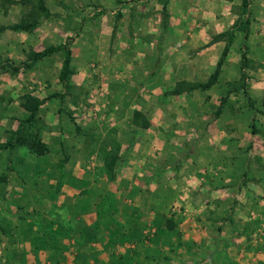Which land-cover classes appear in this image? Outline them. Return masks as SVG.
I'll use <instances>...</instances> for the list:
<instances>
[{"label": "rangeland", "instance_id": "1", "mask_svg": "<svg viewBox=\"0 0 264 264\" xmlns=\"http://www.w3.org/2000/svg\"><path fill=\"white\" fill-rule=\"evenodd\" d=\"M17 2L0 0V26L31 20V8ZM44 3L48 16L36 12L33 30L0 33V43L13 46L11 63L0 49V176H7L0 182V264H20L13 258L19 250L29 264L33 253L30 238L21 233L14 241L9 227L14 237L22 227L28 236L35 221L43 228L54 216L87 219V203L93 208L111 183L149 219L155 205L164 207L175 221V261L264 263V0L249 6L247 93L230 96L220 114L226 83L240 77L242 40L239 33L216 38L246 17L241 0ZM68 40V90L58 81L62 53L22 65L30 52ZM225 48L218 85L169 93L179 82L205 83ZM53 94L61 97L27 123L33 103ZM18 130L39 134L48 153L1 151ZM36 255L49 264L44 252Z\"/></svg>", "mask_w": 264, "mask_h": 264}, {"label": "trees", "instance_id": "2", "mask_svg": "<svg viewBox=\"0 0 264 264\" xmlns=\"http://www.w3.org/2000/svg\"><path fill=\"white\" fill-rule=\"evenodd\" d=\"M20 5L31 8L28 11L26 18H31V20L22 19L20 22L12 24L7 27L0 26V33L9 29L12 31H25L29 32L37 26V13H42L46 17L48 16V10L46 9L44 0H18ZM251 0H241V6L243 9V14L246 16L244 19L238 21L233 28L227 33L223 34L228 36V40L232 41L236 37V33H239L242 43L240 55V77L237 80L227 82V90L225 95L220 97L219 104L217 107V113L226 107L227 101L232 95L238 93L246 95V80L248 77L244 74V69L247 67V46L249 31H250V20H249V6ZM71 42L68 40L63 45L49 46L46 49L39 52H30L27 55L23 66L31 67L38 61L49 57L55 53H62L63 60L61 64V69L58 76V81L61 83L62 88L68 90L70 88L69 79L73 74L71 70V60L72 51L70 48ZM228 48H225L222 58L217 62L215 71L208 78L205 83H188L179 82L176 87L169 91L171 95H180L182 93H189L193 91H207L212 87L218 85L220 76V67L223 63V57L225 56ZM19 68H14V71H19ZM61 97V95L53 94L49 95L44 99L38 100L33 103L30 110L29 117L27 118V123H31L35 120L37 112L42 108L46 102L51 99ZM140 113L134 112L133 122L137 121ZM255 125L250 124L251 132H256ZM17 148H24L27 150L28 154L35 155L37 157L44 156L48 153V148L39 134H33L25 136L22 130H18L12 139L8 140L1 148V151H13ZM7 176L1 175L0 182H5ZM82 195L86 196V193ZM99 194V195H98ZM96 195L95 203L93 208L89 205L85 207L87 213L94 214V219L91 221H77L73 222L68 220L63 222L59 216L52 217L50 224L43 228H39V225L35 221L34 224H30L29 234L31 240V245L33 248V253H31V259L33 258L32 264H40L36 258V253L44 252L45 262L49 264H62L65 263L66 257L65 252L73 254L72 264H90L91 262L98 264H149L154 261H166L168 264L181 263L180 260H174L172 257L177 253L176 244L173 241L174 236L177 235L175 231V221L166 217L164 212V207L160 205H155L154 216L149 219L142 212V206L139 207L134 203H127L125 197L110 196L108 192H99ZM86 206V205H85ZM22 208H20L21 210ZM30 220V219H29ZM32 221V220H31ZM9 233L11 238L19 237L22 233L26 237V230L22 227L17 231L18 236L14 237V232L9 227ZM154 230L152 233L149 231ZM146 231V232H145ZM23 238V237H22ZM24 242H27L24 240ZM68 242V244H65ZM129 244V248L126 253L112 256L111 254L105 258L99 260L102 250H98L94 245L103 246L104 250H110L118 244ZM13 256L14 260L27 261L26 252L24 250H19ZM173 255V256H172ZM20 264H25L21 263ZM172 262V263H171ZM195 264V263H189Z\"/></svg>", "mask_w": 264, "mask_h": 264}, {"label": "crops", "instance_id": "3", "mask_svg": "<svg viewBox=\"0 0 264 264\" xmlns=\"http://www.w3.org/2000/svg\"><path fill=\"white\" fill-rule=\"evenodd\" d=\"M117 1H119V0H117ZM9 7V11H11V12H14V13H16L15 11H19V9H20V7H18L17 5H13V6H8ZM0 8H1V6H0ZM3 11H5L4 9H2ZM10 42V41H9ZM9 42H7L6 44L5 43H0V49H6V51L5 52H3L4 54L5 53H7L6 54V58H5V62H8V61H10V63H11V61H13V60H11V52H10V48H13V46L12 45H9ZM9 57V58H8ZM70 178H72V176L70 175ZM62 186V185H61ZM100 186H103V184H99V187ZM116 186H117V184L116 183H111V184H108L107 185V189L108 190H103L104 192H108V193H112V192H114V195H115V197L116 198H118V197H122V196H124V195H126V191H125V189H123V191H120V189H119V184H118V189L116 190ZM63 187V186H62ZM61 187V188H62ZM65 187V186H64ZM63 187V188H64ZM95 188H98V187H95ZM99 189V188H98ZM63 191H64V189H63ZM102 191V192H103ZM129 191V190H128ZM126 199V198H125ZM127 203H132L131 201L129 202V200H125ZM135 205H137V204H135ZM90 214V213H89ZM94 219V214H90L88 217H87V219L85 218L84 220L82 219V221L85 223L86 221L88 222V221H91V220H93ZM51 220V219H50ZM86 220V221H85ZM49 223V222H48ZM50 224V223H49ZM46 226V225H45ZM27 234V233H26ZM29 234H32L33 235V233L32 232H29ZM29 237V235L28 236H26V238H28ZM65 244H68V242H66ZM95 247H97L98 248V250H102V253L100 254L101 256L99 257V260H101L102 258H105V257H107L108 255H114V256H116V255H120V254H124V253H126L127 252V250H128V248H129V246L130 245H128L127 243L126 244H118V245H116L117 246V248L119 249V250H116V251H111V249L110 250H104L103 249V246H102V244L99 246V245H94ZM115 246V247H116ZM65 257H66V261H65V263H62V264H72V260H73V254L72 255H68V254H65ZM33 259V258H32ZM37 259H39V258H37ZM29 261V264H32V261L33 260H31V259H29L28 260ZM90 264H96V263H94V262H91ZM98 264V263H97ZM261 264H264V263H261Z\"/></svg>", "mask_w": 264, "mask_h": 264}]
</instances>
